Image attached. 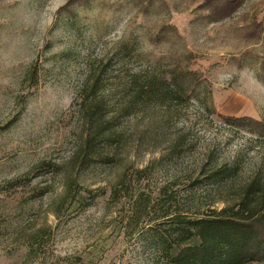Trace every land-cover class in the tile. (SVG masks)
<instances>
[{"label":"rangeland","instance_id":"obj_1","mask_svg":"<svg viewBox=\"0 0 264 264\" xmlns=\"http://www.w3.org/2000/svg\"><path fill=\"white\" fill-rule=\"evenodd\" d=\"M67 1L0 0V264H166L150 228L166 206L206 213L264 180V135L226 120L264 121V0L219 22L201 0ZM173 67L200 81L183 100L134 97L132 79L166 86ZM220 165L229 177L206 180Z\"/></svg>","mask_w":264,"mask_h":264},{"label":"trees","instance_id":"obj_2","mask_svg":"<svg viewBox=\"0 0 264 264\" xmlns=\"http://www.w3.org/2000/svg\"><path fill=\"white\" fill-rule=\"evenodd\" d=\"M86 2V0H68L71 2ZM138 9L147 12L158 0H135ZM245 0H201L198 9L205 11L204 17L210 22H219L229 18L243 4ZM164 4V0H160ZM156 76L148 77L143 84H138L137 79L132 81L137 85L134 97L143 94L153 97L161 103L167 100L181 101L192 92L200 81L196 71L180 67H173L170 75L163 83H156ZM90 92L86 100L88 104L94 102V107L99 108L96 93L101 90L100 83L94 79L90 83ZM84 100V104H85ZM97 108V109H98ZM99 112L97 111V114ZM91 122L97 120L93 114L87 116ZM231 123L240 126L252 127L259 135H264V121L248 116L236 118L226 117ZM104 131L96 130L92 136L85 140V148L76 151L73 159L80 160L82 167L88 166L97 159L99 154L93 150L92 142ZM103 158L108 159V155ZM137 174L142 176L144 168L137 169ZM233 171L227 165H220L210 169L206 180L216 184L222 183ZM17 182V181H16ZM19 182V181H18ZM17 182V184H18ZM167 188L162 186L157 194V204L166 206ZM70 188L65 185L63 199L68 196ZM115 191L113 192V196ZM77 196H83L77 191ZM139 194L135 199L134 212L140 209L148 214V203ZM166 209L157 218L153 236L157 239L155 248L161 254L166 264H248L252 261L264 259V180L253 178L244 185L242 193L232 202L225 203L220 208L209 209L208 212H197L192 215Z\"/></svg>","mask_w":264,"mask_h":264}]
</instances>
